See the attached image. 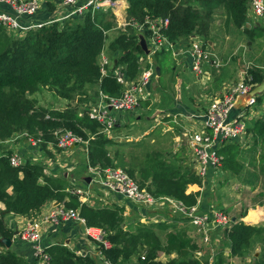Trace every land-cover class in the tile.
Segmentation results:
<instances>
[{"label":"trees","instance_id":"obj_1","mask_svg":"<svg viewBox=\"0 0 264 264\" xmlns=\"http://www.w3.org/2000/svg\"><path fill=\"white\" fill-rule=\"evenodd\" d=\"M116 1V0H111ZM125 20L130 22L123 30H117L108 41V33L116 29V16L111 7L104 10L75 14L69 19L32 28L20 37H14L0 23V237L12 238L5 220L6 213L30 215L39 211L49 201L64 202L65 206L77 209L88 227L104 231L110 247L102 248L106 259L114 264H207L192 254L193 244L184 232L168 230L171 224L160 221L126 223L121 207L95 208L80 203L78 196L68 191L65 178L44 174L41 163L25 161L14 166L9 155L11 150H1V142L15 135L38 140L45 149L54 146L57 129L69 130L86 141L88 163L102 168L120 165L130 176L135 172L122 162L114 163L107 146L114 142L100 132L101 124L86 115L78 116L79 105L57 110L39 104L33 95L47 88L57 97L88 102L99 94L119 97L122 86L116 81L113 69L102 73L99 65L101 54L106 50L113 67L122 66L128 79L138 75V56L144 55L139 45L138 33L133 23L141 24L147 18H168L162 33L169 40H181L196 35L210 39L212 19L224 16L226 29L242 32L252 43L264 36V25L244 28L249 0H126ZM48 3V2H47ZM54 5V4H53ZM55 6V5H54ZM53 6V8H54ZM50 10L52 6H50ZM0 9H8L0 4ZM145 34H148L145 31ZM162 52V51H161ZM158 53L154 59H158ZM262 64V63H261ZM251 65V64H250ZM250 82L264 79V68L256 62L248 70ZM98 86L93 95L88 87ZM261 97H258V101ZM47 115V116H46ZM246 132L252 135L254 145L264 146V113L248 120ZM218 152L223 156V169L238 174L240 146L224 144ZM117 156V154H116ZM149 158L141 170L138 183L156 196L165 195L183 201L187 206L196 203L198 192H187L189 184H200V178L190 168L182 170L173 164ZM119 167V166H118ZM11 188V192H9ZM132 210H135L133 208ZM245 213L243 212V216ZM125 226V227H124ZM155 228L166 231L162 241ZM255 238L263 244L262 252L254 257V264H264V225L244 221L232 223L224 232V246L229 257H243L248 253ZM49 256L47 264H98L93 256L75 254L62 243L45 249ZM159 253L171 256L166 261ZM220 250L213 264H222ZM143 257V258H142ZM0 264H30L21 254L0 241Z\"/></svg>","mask_w":264,"mask_h":264},{"label":"built area","instance_id":"obj_2","mask_svg":"<svg viewBox=\"0 0 264 264\" xmlns=\"http://www.w3.org/2000/svg\"><path fill=\"white\" fill-rule=\"evenodd\" d=\"M42 1L0 0V4L8 8L5 10L0 9V23L11 35L20 37L29 29L39 28L44 24L56 21H63L75 14L80 15L89 11L104 10L108 7L113 10V8L117 7V0H84L81 3H78V0H59L57 10H53L51 19L23 23L21 20L27 19V17L31 18L41 9ZM46 2H53L55 5L54 0ZM62 9H65V11H62ZM261 23H264V0H249L247 17L243 27L251 28ZM128 24L130 22H127L124 17L120 28L124 29ZM132 25L138 30V39L140 40V37H143L146 42L149 51L147 61L144 64H140L142 57L141 55L138 56L139 72L133 79L126 77L122 66L114 67L113 74L116 81L122 86L121 95L119 97H108L100 93L96 104L88 101L82 108L83 112L78 113L81 117L85 114L89 119L99 122L101 124L100 132L107 137L117 123L116 114L113 112L137 110L140 100L144 99L149 93L148 87L157 76L150 54L169 49L184 58H188L189 69L197 78L207 74L205 70L207 66L219 69L223 65L222 60L209 50L205 41L196 36L191 35L188 38L175 41L169 40L162 33V29L168 25V18H147L141 24L133 23ZM145 31L148 34H145ZM139 32H143L145 36L140 35ZM183 43L187 47L179 50L178 47ZM110 63L111 61L102 53L99 59L102 73H106ZM249 68L250 66H247L240 71L235 80L226 83L222 92L212 97L202 110L178 115V120L176 118L177 115L172 116L174 124H178L182 129L181 135L185 141L184 144L190 151L193 169L201 178L203 185L206 180L213 183L224 173V159L218 150L224 145L225 141L235 138L240 140L246 133L247 121L259 117L260 111L256 109L259 94L250 93L255 84L250 82ZM240 96L246 97L245 104L237 109L236 114L232 115V110L235 108ZM54 135L56 137V147L63 150L83 142L78 135L69 130L57 129ZM16 137L17 135L12 138ZM12 138L10 139L12 140ZM25 139L39 144L38 140ZM9 159L14 166L27 161V158L19 151L18 145L9 155ZM32 161L39 162V158L35 156ZM47 165V161L42 164L44 167L43 172L45 175L51 176L52 173H50ZM90 170L93 174V181L99 191L103 193V197L111 193L121 195L126 201L154 212L153 217L157 216L154 211L157 208H172L175 212L181 213L193 227L194 235L191 237L197 243V250H195L194 254L199 261L203 259L201 262L213 263L212 256L217 251L218 245L220 246L225 241L224 232L227 228H230L232 223L239 221L213 206L202 209L198 198L195 204L187 206L183 201L170 196H156L145 186H141L136 179L121 167L109 166L102 168L94 166ZM68 191L77 195L80 203L94 206L95 200L93 199L91 188H82L74 184L70 186ZM98 203H102L101 206H108L109 202L98 201ZM41 209L34 213V217L27 218L16 234L21 241L27 242L32 246L34 264H47L49 261V256L45 251L49 246L44 247L41 245L42 236L48 233L53 226L59 227L66 222L82 225L85 237L93 241L94 248L92 250H74L69 247L68 243L63 245L67 246L75 254L95 257L97 263L114 264L106 259L101 251L102 248L110 247V242L104 238V231L97 228V232H93L92 227H88L85 224V220L79 215L77 209L67 207L64 202L60 201H55L54 205L45 210ZM227 253V256H229V252Z\"/></svg>","mask_w":264,"mask_h":264},{"label":"rangeland","instance_id":"obj_3","mask_svg":"<svg viewBox=\"0 0 264 264\" xmlns=\"http://www.w3.org/2000/svg\"><path fill=\"white\" fill-rule=\"evenodd\" d=\"M119 20H120V24L122 25L123 20L122 19H119ZM212 22L213 23H212V28L209 33V38L215 41V45L210 47V49L214 53L216 52V54L217 53L218 54H225V53L230 54V57H229L230 60L235 62L237 64V67L241 68L240 70H244L247 66H251L252 64H254L253 62H256L259 66L261 65V63L262 64L264 63V36L257 38L255 41H253V43L249 41L246 36L242 37L240 41L241 34L243 33L236 31L234 28L233 30L226 29L224 26V16L222 15L215 16L214 19H212ZM114 31L116 32L117 30H114ZM136 31L138 33L137 29ZM115 34L116 33H114V35ZM139 34L144 35L143 32H139ZM110 39L111 38H109V35H108V41ZM239 42H241V45ZM107 55L105 56L112 62V60ZM157 62L161 68V74L158 79V85H159L158 89L160 90V87L162 88V90H160V92L163 93L162 103L165 104L167 107L169 104L173 103L174 98L177 96V91L171 92L172 91L171 87L173 86V84H179V83L175 81V74L173 70L171 69L174 62L169 54L160 56L159 59H157ZM233 62L230 64L228 69L231 70L235 68V64ZM111 65L112 63H110L109 66ZM261 67L264 68V66H261ZM183 72L184 74H186L185 72L187 71L183 70ZM177 75H181L179 70H177ZM191 75L193 74L191 73L190 76ZM255 85H259V84H255ZM164 88H166V90H163ZM33 95L36 96V98H38V101H40L39 102L40 105L45 106V107H51L57 110H62L68 106H73L77 103L76 99H80L77 96L74 100H71L70 103H64V100L63 101L59 100V98H57V96L47 88H43L40 90V92H38V94L35 93ZM151 99H153V97H151L148 101L149 106H147L148 104L146 105L145 103L143 106V100H140V104H139L140 108L137 107V110L135 111L113 112L116 115H123L125 119L123 120L122 118H120L118 121H116L117 124L120 123V125L119 126H117V124L114 125V127L111 129L109 136H108L111 140H113L114 143L110 146H107V151L115 159V162H116L115 164H119L123 162L126 165V168L127 167L132 168L135 172V178L137 181L140 180L141 170L142 168H144L147 162V159L149 158L152 162H154L156 160L157 154H160L161 156L167 159L171 158V156L172 158L176 156H181L182 160L183 159L186 160V158L188 157V163H189V159L191 158L189 150H187L188 147H182L176 150V155H171L170 153H166V150H175L174 149L175 145L184 144L185 141L182 138V135H180L175 144L174 139L176 135L180 133V130H179L180 128L178 127V125L171 122L170 117H167V116L161 117L160 115H156V116L153 115L152 117L150 116V113H152L153 110L155 109V107L151 109L149 108L151 106V102H153L151 101ZM89 101H92L93 104H96L98 102V97L95 96L94 99L91 98V100ZM84 105L85 103H81L79 105V107L81 108V111L79 112H83L82 108L84 107ZM142 106H143V109H141ZM146 106L148 108H146ZM84 115L85 114H83V116ZM155 119H157V121H155ZM126 120L127 122H124ZM12 139H13L12 142L19 143L18 144L19 150L22 149V144H23L25 145V148L27 150H30L33 153H35V156L39 158L40 163L43 164L46 162L47 156H45L42 153V150L39 147L40 146L39 144L33 143L30 140L27 141L23 137V135H17L16 138H12ZM240 141L241 140H239L238 138H235V139L225 141L224 144L237 143L239 144V146H241L240 152L242 151L241 152L242 154H241L240 160L243 161V165L245 169L242 172L240 171L238 174H233L231 172H224L218 179L220 182V185H218V188L225 192V197L227 196L226 197L227 200H229L230 197L233 199H237V200L246 199V201H243V205L238 207L237 212H239L240 210L243 211L245 208L247 209L248 208L247 206H251L253 209H256V206H255L256 203L264 204V201L257 202L258 197L255 196L256 193L254 195H251L253 189L255 188L254 187L256 184L255 179L257 178L258 174L255 171H250L251 170L250 164H251V161L254 159H255L256 164L260 162V168L264 166V146L261 143L254 145L253 138L251 137H247L243 140V142L239 143ZM246 141H247L248 147L245 150L243 148L244 147L243 144H245ZM55 149L57 150L56 155L60 154V157H52L48 159V160H53L52 165L54 169L55 168L60 169L61 163H64V162L67 163L69 160L68 157L72 156L70 159L72 161L73 160L79 161L81 165L80 168L79 169L77 168L78 170L76 169V171L74 172L76 175L75 176L76 180L78 179V175H80V177H82V175H85L86 158H85V154L83 150L80 151L78 150L79 149L78 148L70 152L68 149L63 150V149L57 148L56 146H55ZM27 157H28V154H27ZM29 158L30 156L28 157V159ZM173 163L174 165L177 164L176 161H174ZM116 166L123 168L120 165H116ZM67 170L69 171L70 169H67ZM59 175L63 176V174L61 173H59ZM262 175H264V167H263ZM80 184L84 185L82 182ZM213 187L215 188V186ZM187 189H189V187ZM216 195H217V192L215 191V189L214 191L209 190L208 195L205 198L208 201L210 200L212 202H215L214 198ZM119 197L124 200L123 196L119 195ZM247 199H248V202H247ZM214 208L219 209L218 207H215V206ZM154 211L155 213L159 215L152 217L150 220H147V218L152 213L154 214V212L146 210L144 208L140 210H131L127 214L128 218H125L127 221L126 223L128 224L129 222L130 223L132 222L131 223L132 226H135L137 222H153L155 224L157 222H160L161 220L164 221V219H166L167 221L165 220V223L171 224L168 230H173V231L180 232V233L184 232V235L186 234L188 235V233H190L192 236L194 235L193 227L181 215V213L175 212L172 208H165V209L157 208V209H154ZM139 212L142 214L145 212L147 215L146 216L138 215ZM226 213L229 214L228 212ZM248 224H263L264 225V220H259L257 222H250ZM155 229H156L157 234L161 238V240L164 241L166 231L160 230L159 228H155ZM94 232H97V231H94ZM191 240L193 241L192 254L195 257L194 252L195 250H197V243L193 237H191ZM262 246L263 244L261 240L258 238H255L247 254H245L240 259H235L234 261H232V257H229V256L223 257L222 264H253V260H254L253 256L254 254H257V255L261 254L262 248H263ZM220 250H223L222 254L224 256V252L227 250L226 246H224V242H222L220 246L218 245L217 251L212 256L213 263L215 262ZM171 256H166L163 253H159V259L162 261L168 260V258H170ZM248 258L250 260H246ZM201 261H203V259Z\"/></svg>","mask_w":264,"mask_h":264},{"label":"crops","instance_id":"obj_4","mask_svg":"<svg viewBox=\"0 0 264 264\" xmlns=\"http://www.w3.org/2000/svg\"><path fill=\"white\" fill-rule=\"evenodd\" d=\"M46 1H51L52 0H43L42 1V6L41 9L35 13L33 16H31V18L27 19H23L21 20L23 23H33V22H39V21H45L48 19H51L53 16V10H57V3L59 0H54L55 6L53 5V2H46ZM84 0H78V3L83 2ZM50 6H52L53 10H50ZM54 6V8H53ZM127 7V2L126 0H117V7H115V9H113V12L116 16V22H117V26L116 29L114 30H123L120 28V20L119 19H124L125 17V10ZM62 11H65V9H62ZM263 24V23H262ZM259 25V24H258ZM264 25V24H263ZM114 30L110 31L108 33L109 38H112L114 35V33H117V31L115 32ZM114 31V32H113ZM242 33V32H241ZM192 36H196V35H192ZM244 34H241L240 37V41L241 38L244 37ZM198 38H200L201 40H204L203 38L196 36ZM206 45L208 46L209 50L211 52H213L210 47L215 45V41L207 39L204 40ZM250 41V40H249ZM241 45V42H239ZM184 47L186 48L187 46H185V43H183L181 46L178 47L179 50L184 49ZM149 52V51H148ZM147 53L144 52V55H141L142 57V62H140V64H144L147 61ZM104 55L106 54V50L103 52ZM158 53V59L160 56L165 55V54H169L173 60V66H172V70L175 74V81H177L179 84H173V86L171 87L172 91L171 92H175L177 91V96L174 98L173 103L169 104L167 107L165 104H163V93L160 92V90H162V88L160 87V90L158 89L159 85H158V79L159 76L161 74V68L158 65L157 60L154 59V54H150V57L152 59V61L155 64V70L156 68H159V72L160 74L156 76L155 79H153L149 85V93L145 96L143 100V106L144 103L147 105L148 101L151 97H153V99H151V106L149 107L154 108L152 113H150V116L152 117L153 115H160L162 116H167L171 118V122L174 123L172 121V116L173 115H177L176 118L178 120V115H184L188 112H198L200 110H202L203 108H205V106L208 104L209 100L220 94L224 88V85L228 82H231L233 80L236 79V77H238L239 73H240V69L239 67H237V64L235 62H233L232 60H230V54H216V52L214 53L220 60H222L223 65L222 67H220L219 69H215L212 66H207L205 68L206 70V75H202L200 76V78H197V76L191 72V70L189 69V59L188 58H184L182 55H179L177 53H174L172 50H162ZM108 56V55H107ZM157 64H156V63ZM235 64V68L234 69H228L231 63ZM253 62V61H252ZM255 64V62H253ZM233 64V65H234ZM260 66H264V63L261 64ZM114 69L113 65L109 66L108 68L110 69ZM231 68V67H230ZM177 70H179L181 75H177ZM183 70L187 71L185 72L186 74H184ZM193 75L190 76L191 73ZM256 86V85H255ZM98 90V86L94 85L92 87H88L87 93L89 95H93V92H97ZM163 90H166V88H164ZM38 94V93H37ZM36 97V96H35ZM259 97L260 100L258 101L257 99V104H256V109L258 111H260L259 116L262 115L264 113V89L261 93H259ZM59 98V97H57ZM38 99V98H37ZM59 100H64V103H70V100H66V99H62L59 98ZM74 100V99H73ZM75 105H80L82 102L78 101ZM246 101V97L245 96H240L238 98L237 104L235 106V108L232 110V115L237 113V109L241 108ZM40 102V101H39ZM86 103V102H83ZM74 106V105H73ZM143 106L141 109H143ZM149 106V104L147 105ZM146 106V108H148ZM138 108H140L138 106ZM79 111H81V108L78 107L77 112L79 113ZM77 113V114H78ZM131 113V112H130ZM79 116V115H78ZM117 116V121L122 118L123 120L125 119V117L123 115H116ZM154 116V117H155ZM81 117V116H80ZM129 121V120H128ZM124 122H127L124 121ZM117 124V123H116ZM119 124H117V126H119ZM178 125V124H177ZM116 126V127H117ZM180 129V133L178 135H176L174 142L176 144L177 139L179 138V136L182 133V129L180 126H178ZM247 137H251L252 135L250 133H245V135L240 139L241 142H243V140ZM13 140V139H12ZM11 139L5 140L3 142H1V144H3V148L1 150H11L13 151L16 146L19 144L18 142H12ZM244 145V149L246 150V148L248 147L247 145V141L245 142ZM182 147H187L185 144H177L175 145L174 149L175 150H166V153H170L171 155H176V150L182 148ZM42 150V153L47 156V162H48V169L50 170V173L52 177H62L65 178L69 184L68 189L70 188V186L72 185H76V186H80L82 188H91V192L93 194V199L95 200V204L94 206H90V207H95V208H103V207H121L122 212L124 217L127 216V214L129 213V211H131L133 208H135V210H140L143 208H140L128 201H126L125 199H121L119 197L118 194L115 193H111L108 196L106 195L105 197H103V193H101L99 191V189L96 187V183H94L93 181V174L90 170V168L94 167L91 166L88 163V157H87V148H86V141H83L81 144H79V146H74L72 148H69L68 150L70 152L74 151L75 149L78 150H83L84 154H85V158H86V163H85V175H82V177H80V175H78V179L76 180L75 178V171L76 169L80 168V162L76 161V160H71L70 158L72 157H68V162L67 163H61V167L60 169L53 167V160H48L52 157H60L59 155H56V149L55 146L52 144H48L45 149H42V147H40ZM241 148V146H240ZM187 150H189L187 148ZM21 152V154L27 158V160L33 162V158L35 157V153H33L30 150H27L25 148V145L22 144V149L19 150ZM68 152V153H70ZM161 152V151H159ZM242 152V151H241ZM240 152V156H239V162L241 164V172L245 169L244 165H243V161H241V153ZM190 153V151H189ZM30 156V158L28 159L27 157ZM47 154V155H46ZM52 154V156H51ZM54 155V156H53ZM191 155V154H190ZM45 158V159H46ZM160 160L165 161L166 164H173L174 165V161H176L177 164H175V167H180L182 170H184L185 168H190L191 170L194 171L193 169V161H192V157L189 159V163H188V157L182 160L181 156H176L173 157L171 156V158L167 159L164 158L163 156H159ZM114 159V158H113ZM172 160V162H171ZM36 163H40V162H36ZM114 163L115 159H114ZM42 164V163H41ZM60 165V164H59ZM251 170L250 171H255L258 176L255 179L256 180V184H255V188L253 189L251 195H254L258 197L257 202H263L264 201V175H262L263 173V167L260 168V162L258 164H256L255 159L251 161L250 164ZM62 168V169H61ZM66 169V170H65ZM67 169H70L69 171ZM77 169V170H78ZM88 170V171H86ZM224 172H229L227 170L224 169ZM59 173L63 174V176H60ZM194 174L197 175L194 171ZM85 176V177H84ZM198 176V175H197ZM199 177V176H198ZM200 178V177H199ZM201 180V178H200ZM78 182V183H77ZM83 183L84 185H81L80 183ZM260 184V185H258ZM218 185H220L219 180L214 181L213 183L208 180H206V183L203 185L202 181L200 184H189L187 186V188L189 187V189H186L187 192H198V200H199V204L200 207L202 209H207L210 206H215L218 207L221 210H224L226 212H228L231 216H233L232 218H234L235 220H239V221H244L245 223H250V222H257L259 220H264V204H259L256 203V209H253L251 206H247L248 208L244 209L243 211H238V207L243 205V201H246V199H233V198H229V200L226 199L225 197V192L220 190L218 188ZM215 186V188L213 187ZM248 186V185H247ZM196 188V189H195ZM217 192V195L215 196L214 200L215 202L212 201H208L206 200V196L208 195L209 190H213L214 189ZM9 192H11V188H9L8 190ZM233 197V196H232ZM104 199V200H103ZM99 202H106L108 203V206H101L102 203H98ZM248 202V199H247ZM55 201H49L47 202L41 210H45L47 208H49L51 205H54ZM246 204V203H245ZM259 204V205H258ZM0 208H4V205L2 203H0ZM237 212V214H236ZM243 212L245 213V215L243 216ZM34 213L30 214V215H17V214H13V213H6L4 220L7 224V226L14 231L13 236L11 238V245L10 247L13 248L14 250H16L17 253L21 254L30 264H34L35 259L33 256V249L32 246L24 241H21L18 237H17V231L19 229V227H21V225L25 222V220L29 217H34L33 216ZM138 215L141 216H146L147 214L144 212L143 214L139 212ZM159 214H157L158 216ZM140 216V217H141ZM153 217V213L147 218V220H150ZM166 219H164L165 221ZM163 221V220H161ZM167 221V220H166ZM98 230L97 228H92V231H96ZM186 236L191 240V234L188 233V235L186 234ZM41 245H43L44 247L53 245L55 243H68L69 247L74 249V250H92L94 248V243L91 239H88L85 237V234L83 232V226L79 225V224H74L71 222H66L62 225L58 226H53L52 228H50L49 232L44 234L41 238L40 241ZM228 249L224 252L226 254H224V257H227V253ZM257 254H254V257H257ZM241 257H232V261H234L235 259H240ZM231 259V258H230ZM246 260H250L249 258ZM98 264H102V263H98ZM254 264V263H253Z\"/></svg>","mask_w":264,"mask_h":264},{"label":"water","instance_id":"obj_5","mask_svg":"<svg viewBox=\"0 0 264 264\" xmlns=\"http://www.w3.org/2000/svg\"><path fill=\"white\" fill-rule=\"evenodd\" d=\"M139 45L141 46L142 50L147 53L148 52V49H147V46H146V42L144 40L143 37H140V40H139ZM156 74L159 75L160 72H159V68H156ZM259 85H256L254 86V88L252 89V91L250 92L251 94H259L263 91L264 89V79L258 83ZM0 241L4 244V246L6 248H9L10 245H11V239L10 238H7V237H0Z\"/></svg>","mask_w":264,"mask_h":264},{"label":"bare ground","instance_id":"obj_6","mask_svg":"<svg viewBox=\"0 0 264 264\" xmlns=\"http://www.w3.org/2000/svg\"><path fill=\"white\" fill-rule=\"evenodd\" d=\"M94 232V231H93Z\"/></svg>","mask_w":264,"mask_h":264}]
</instances>
